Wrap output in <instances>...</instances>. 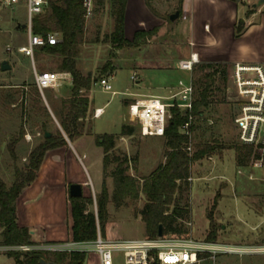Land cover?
I'll return each instance as SVG.
<instances>
[{
    "label": "trees",
    "instance_id": "1",
    "mask_svg": "<svg viewBox=\"0 0 264 264\" xmlns=\"http://www.w3.org/2000/svg\"><path fill=\"white\" fill-rule=\"evenodd\" d=\"M44 13L33 19V32L47 37L59 34L60 42L56 45H45L38 49L36 61L46 57L57 72L72 75V93L70 97L60 98L55 94L48 97L39 90L36 84L29 85L30 91L5 89L0 90V109L9 117H19L21 125L18 138L8 144L12 161L10 166L14 178L10 185L0 175V245L22 246L37 245L46 242L34 240L32 230L23 226L18 220V200L24 190L39 177L47 154L55 149L67 147L92 134V101L90 93L94 84L105 77L112 76L116 70L114 59L116 51L136 50L148 44L160 31L156 26L151 30L137 31L134 39L126 38L125 16L128 0H94V14L103 15L110 8L113 21L112 31L89 38L87 36V18L85 0H46ZM148 5L155 11L148 1ZM171 20V19H170ZM100 28V27H99ZM238 31L237 36L241 34ZM109 44L112 49L109 59L101 67L100 78H94L90 72L80 68L84 57L85 44ZM38 56V57H37ZM38 58V59H37ZM195 86V101L191 112H183L179 108L172 109L173 117L169 121L165 136V161L161 162L152 173L144 178L132 175L139 161L138 155L132 157L117 150L119 139L133 136L135 128L124 124L119 134H102L96 136V144L103 149L104 174L113 180V192L106 181L97 197V214L89 211L92 198L82 196L71 198L73 217V240L78 242L94 241L98 231L103 237L109 236V205L117 207L137 204L145 197L144 206L138 210L145 224L146 237H159L163 227L165 237L190 238L191 222L190 193L192 182V166L215 154L218 149H234L239 167L246 168L251 164L263 161L264 148L243 144L223 145L218 141L200 142L195 140V132L199 122H208L207 110L214 103V91H226L230 77L228 64H198L192 72ZM221 82L222 86H215ZM192 114L196 118L191 126L192 136L185 134L184 125ZM56 117L59 127L52 130V121ZM30 128V129H29ZM40 135V142L30 151L26 163L19 165L18 145L25 135ZM50 133V137L46 134ZM190 144L194 151H188ZM217 206V203L215 204ZM210 230L206 241L216 243L218 225L213 212L209 213ZM48 243V242H47ZM16 264H41L43 259L58 264H84L86 253H50L42 251H9Z\"/></svg>",
    "mask_w": 264,
    "mask_h": 264
},
{
    "label": "rangeland",
    "instance_id": "2",
    "mask_svg": "<svg viewBox=\"0 0 264 264\" xmlns=\"http://www.w3.org/2000/svg\"><path fill=\"white\" fill-rule=\"evenodd\" d=\"M159 1L162 4L157 8L162 13L165 11L166 14L177 8V0ZM156 2L158 0H154L153 3L155 4ZM153 3L151 4L152 7L154 6ZM153 9L156 12L154 7ZM262 21L264 29V15L262 16ZM89 22L92 28L90 35H92L97 26H101V37L103 39L105 34L111 30V26H113L110 8H108V11L104 15L102 13L99 15L93 14L89 18ZM175 23L171 22L169 16L165 18V25L169 28L170 35L167 39L171 41L172 47L180 46L178 44L181 39L178 35V29L175 28ZM182 38L184 39V35ZM9 47H11V51ZM15 49V46L5 42L3 34L0 32V90H4L5 86L12 82L7 80L6 77H10L11 75L19 76L20 73L25 72V65L23 63H19L17 69L9 70L5 73L1 70L2 63L5 61L2 59L15 52ZM111 50L109 46L103 45L92 48L81 59L80 68L84 72H90L94 78H100L101 67L109 59ZM143 50H137L132 54L130 53L132 52L130 49L116 51L117 55L113 61L116 70L109 79L113 90L111 92L105 91L100 80L94 84L90 93L92 109L105 108V114L100 118H95L92 112L93 132L91 135L81 139L83 142L81 145H77L81 159L78 160L79 167L76 169V172L79 173L80 178L88 181V184L85 186L87 190L86 197L93 199V203L89 206V211L96 214V201L103 189L104 181L107 182L110 191L113 192V180L109 174H104V153L103 149L96 144V136L119 134L124 124L133 126L135 134L131 137L119 139L117 150L127 153L132 157L138 155L139 161L135 165L137 168L136 170H131L130 173L132 175L140 178L149 176L161 162L165 161V139L163 137L143 136L140 125L130 121L128 106L139 98H147L160 93L165 94L168 87H177L180 80L188 82L190 77L193 78L195 75L191 73L190 76L189 72L177 69L179 60H175L171 66L164 68H159L153 63L145 64L144 60H147L149 56L147 58L142 57L148 49H145L146 51ZM155 50L157 49L155 48ZM52 68L53 64L51 63L45 66L37 65L38 71L57 72ZM133 75L137 76V81L132 79ZM30 76L33 79V73ZM231 76L232 71L230 72L226 91H214V103L207 110V117L210 118V121L209 123L204 121L198 123L199 128L195 132L196 142H200L202 139L204 142L218 141L220 144L230 146L241 144L239 131L235 125V118L239 113V105L235 103V87ZM215 86L223 87L221 82H218ZM61 89L63 90L62 94H60ZM16 90L23 89L16 88ZM30 90L31 88L28 86L27 91ZM52 91L62 98L70 97L72 85L66 83L62 87L53 89ZM113 92L117 94L114 95ZM44 93L48 97L52 96L50 90H46ZM52 122V126L56 130L58 127L57 120L53 118ZM20 125L21 120L19 117L11 118L7 112L0 109V175L8 185L12 183L14 178V171L10 166L12 155L8 144L14 138H18ZM31 136V140L24 137V140L18 146L20 166H23L27 162L26 159L30 151L41 140L37 134H31ZM215 154L221 156V159L224 161L225 170L222 173L225 177L221 176L213 180L214 178L208 171L210 163L206 161L194 163L191 169V178L194 180L191 181V225L187 224L191 236L188 239H191L193 236L194 240H204V242H207V233L210 230L209 213L213 212L218 225V240L216 243L224 246L241 247L246 250L244 254H220L217 257L216 264H264V256H262V253L256 251L264 243V165L254 166L251 164L246 168L239 167L236 162V152L234 149L220 148ZM239 171H242V173ZM145 201V197L142 196L137 204L131 206L117 207L111 203L109 205L110 216L107 226L109 236L106 238L124 240L145 238V224L138 214V210L144 206ZM216 203L217 206L215 205ZM245 203L261 216L258 219L252 217L249 219ZM218 205L220 210L227 215L231 216L232 214L233 217L224 216L218 210ZM99 232L100 230L98 234ZM114 263L124 264L123 254L116 253ZM0 264H16L15 259L9 256L7 249L0 251ZM84 264H101L99 253L95 251L88 252ZM206 264H213V262H207Z\"/></svg>",
    "mask_w": 264,
    "mask_h": 264
},
{
    "label": "crops",
    "instance_id": "3",
    "mask_svg": "<svg viewBox=\"0 0 264 264\" xmlns=\"http://www.w3.org/2000/svg\"><path fill=\"white\" fill-rule=\"evenodd\" d=\"M148 1L151 4L154 2V0H128L125 16V33L126 38L129 40L134 39L137 31L151 30L156 26L161 28L158 32L159 35H156L148 44L130 52L132 54L137 50L144 49L143 51H146L148 49L142 57L147 58L149 56L147 60H144L145 64L153 63L159 68L169 67L175 60H179V63L181 60L189 59L191 54L198 55L200 64H228L230 72H233L236 63L264 64V29L262 27L264 0H177V8L166 14L165 11L162 13L157 8L162 4L161 1L158 0L155 4L153 3L156 12L152 11ZM177 11L180 13L178 19L171 22H176L175 28L178 29V35L181 39L178 44L180 46L172 47L171 41L167 39L170 35L169 28L165 25V18L167 16L170 18ZM42 13H44V10ZM29 23L28 0H18V2L11 5L6 4L5 0H0V32L7 44L16 47L15 52L2 60L9 62L11 70L17 69L19 63L25 65V72H19V76L6 77L7 80L12 82L8 83L5 89L16 90V88H21L27 90L29 85L36 84L35 70L37 72H47L38 71L37 69V65L45 66L50 63L46 57L37 58L36 61V55L40 47L35 48L33 57L18 52L19 47L29 45ZM99 27L101 26H97L90 35L92 28L88 19L87 36L92 38L96 34H101L102 29ZM239 30L242 32L237 36ZM111 31L112 26L109 32ZM56 35L60 40L61 36ZM183 35L184 39L182 38ZM101 45L109 46V44L104 43L85 44L84 56L87 51ZM155 48L157 50L154 51ZM176 68L178 69V67ZM31 73L34 75L33 79L30 76ZM189 74L191 76V73ZM172 87H168L165 94L160 93L151 96L168 97L171 94ZM47 90L54 94L53 89ZM62 91L61 89L60 94H62ZM58 97L62 98L61 96ZM95 109H92L93 113ZM54 118L57 120L56 117ZM57 126L59 127L58 121ZM52 130H54V127H52ZM82 143V140L74 144L69 142L67 147L50 151L42 165L38 179L24 190L18 200L19 223L32 230L34 240L37 242H63L73 239V217L69 186L74 183L81 184L84 191L83 196H86L85 186L88 184V181L80 178L79 173L76 172L79 167L78 160L81 159L77 145ZM204 161L210 163L208 171L214 178L213 180L217 177H225L223 174L225 165L221 156L215 154L203 159L201 163ZM245 208L247 215L250 217L249 219L251 217L258 219L261 216L246 203ZM218 210H220L219 205ZM220 211L224 216H230L222 210ZM230 217H233V215L231 214ZM191 239H194L193 236ZM198 242H204V240Z\"/></svg>",
    "mask_w": 264,
    "mask_h": 264
},
{
    "label": "built area",
    "instance_id": "4",
    "mask_svg": "<svg viewBox=\"0 0 264 264\" xmlns=\"http://www.w3.org/2000/svg\"><path fill=\"white\" fill-rule=\"evenodd\" d=\"M11 5L18 0H5ZM46 0H28L29 7V45L18 48V52L33 57L35 48L45 45H56L60 42L56 34L47 37L36 35L32 30V19L43 12ZM87 20L94 14V0H85ZM11 51V47H9ZM200 63L197 54H191L187 60H181L177 67L180 70L192 73ZM36 85L44 94L47 89H58L66 83L72 84V75L67 72H37L35 70ZM232 79L235 87L236 104L239 105V113L235 118V125L239 131V140L243 145L261 146L264 148V64L236 63L233 67ZM111 77L101 80L103 89L107 92L113 90L110 84ZM134 81L138 78L132 76ZM168 97L151 96L134 100L128 106V115L131 122L140 125L143 136L164 137L169 121L173 117L172 109L179 108L183 112H191L195 101V86L192 78L188 82L180 80L177 87H172ZM116 95V92H113ZM105 108H97L95 118L104 115ZM196 118L190 114L187 123L183 127L185 134L192 136L191 126ZM41 135L40 133L38 134ZM26 139L32 136L27 134ZM189 152L194 151L192 144ZM263 161L254 164L262 166ZM242 173V171H239ZM190 181L193 179L190 178ZM191 225V223H188ZM1 249L9 251L19 250L29 252L33 250L50 253H88L98 252L101 264H115V254L124 256V264H216L220 254L238 253L244 254L246 250L241 247L224 246L216 243L198 242L194 239H177L173 237H157L155 239H108L99 232L94 241L78 242L73 239L63 242H48L37 245L2 246ZM264 256V243L256 250Z\"/></svg>",
    "mask_w": 264,
    "mask_h": 264
},
{
    "label": "water",
    "instance_id": "5",
    "mask_svg": "<svg viewBox=\"0 0 264 264\" xmlns=\"http://www.w3.org/2000/svg\"><path fill=\"white\" fill-rule=\"evenodd\" d=\"M179 15H180V13L178 11L175 14L171 15L170 16L171 21H175L176 19H178ZM1 70L3 72H7V71L11 70V65L9 64L8 61H4L2 63ZM50 135H51L50 133H47L46 137H50ZM83 193H84L83 186L81 184L74 183V184H71L69 186V196L71 198H81L84 195ZM163 236H164V232H163V227L161 226L160 231H159V237H163ZM41 264H58V263L43 259L41 261ZM77 264H79V263H77Z\"/></svg>",
    "mask_w": 264,
    "mask_h": 264
}]
</instances>
